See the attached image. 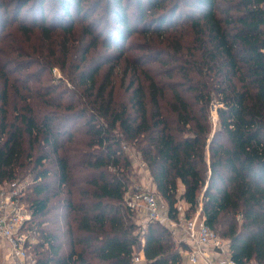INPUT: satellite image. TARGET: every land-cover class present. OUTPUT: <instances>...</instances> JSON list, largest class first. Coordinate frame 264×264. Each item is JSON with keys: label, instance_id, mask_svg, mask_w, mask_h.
I'll return each instance as SVG.
<instances>
[{"label": "trees", "instance_id": "16d2710c", "mask_svg": "<svg viewBox=\"0 0 264 264\" xmlns=\"http://www.w3.org/2000/svg\"><path fill=\"white\" fill-rule=\"evenodd\" d=\"M132 155L173 220L202 204L264 264V0H0V184L32 176L34 264H182L126 205Z\"/></svg>", "mask_w": 264, "mask_h": 264}, {"label": "built area", "instance_id": "2783aa9c", "mask_svg": "<svg viewBox=\"0 0 264 264\" xmlns=\"http://www.w3.org/2000/svg\"><path fill=\"white\" fill-rule=\"evenodd\" d=\"M131 158L133 163L147 170L140 157L132 155ZM27 186L25 181L0 184V253L8 264L35 263L30 253L35 243V236L29 229L32 212L24 201ZM125 202L138 220L142 217L147 223L165 226L171 230L174 238L177 237L175 240L178 244L187 246L181 251L182 264H237L232 259L229 242L212 230L200 216L202 204L191 218H186L184 212L187 205L180 200L177 205L179 220L175 221L169 216L166 203L151 187H139L136 192L126 196ZM134 262H145L142 251L137 253Z\"/></svg>", "mask_w": 264, "mask_h": 264}, {"label": "rangeland", "instance_id": "374dc122", "mask_svg": "<svg viewBox=\"0 0 264 264\" xmlns=\"http://www.w3.org/2000/svg\"><path fill=\"white\" fill-rule=\"evenodd\" d=\"M53 76L54 77H56V79H61L62 78V74H61V71L59 70V68L58 67H56L55 68V70L53 71ZM217 125V115H216V112L214 111L213 112V126L215 127ZM127 151L128 152H131L132 151V149L131 148H127ZM132 153V152H131ZM135 156V155H134ZM134 160V159H133ZM137 165V164H136ZM139 166V165H138ZM24 180L23 181H25V182H27L28 183V185L30 184V182L32 181V176L31 175H26L24 178H23ZM141 179V175H139V173L136 171V169L134 168V178H133V183H132V186H131V188L129 189V191H128V194H132V193H134V192H136L137 190H138V188L139 187H141L142 186V188L143 187H151V178H150V176L149 175H145V176H143V179L142 180H140ZM152 188V187H151ZM183 191H182V187H180V193H182ZM25 203L27 204V205H29L28 204V202H26L25 201ZM195 214V213H194ZM193 214V215H194ZM192 215V216H193ZM135 219H136V221L138 220V218H137V216L135 217ZM139 221V220H138ZM146 222V219L145 218H142V224H141V226L143 227V228H145L146 227V224H147V222ZM137 223H139V222H137ZM177 228H175V230H176ZM175 238H177L176 236H175ZM33 260L35 261V259L33 258ZM0 264H8V262L6 261V259H5V257H4V255L2 256L1 254H0Z\"/></svg>", "mask_w": 264, "mask_h": 264}, {"label": "crops", "instance_id": "0c3cea01", "mask_svg": "<svg viewBox=\"0 0 264 264\" xmlns=\"http://www.w3.org/2000/svg\"><path fill=\"white\" fill-rule=\"evenodd\" d=\"M137 163H133V168H135L136 169V171L139 173V175H141V179L140 180H142L143 179V176H145V175H149V173L147 172V170H145V169H143V168H141L140 166H138V164L136 165ZM151 187L153 188V190H155V186H154V184L152 183V181H151ZM180 187H182V191H183V186H180ZM156 191V190H155ZM139 224H142V217L141 218H139ZM146 223V222H145ZM2 252V251H1ZM1 255L3 256V254L1 253Z\"/></svg>", "mask_w": 264, "mask_h": 264}, {"label": "water", "instance_id": "95a60500", "mask_svg": "<svg viewBox=\"0 0 264 264\" xmlns=\"http://www.w3.org/2000/svg\"><path fill=\"white\" fill-rule=\"evenodd\" d=\"M213 109H215V107H213Z\"/></svg>", "mask_w": 264, "mask_h": 264}]
</instances>
